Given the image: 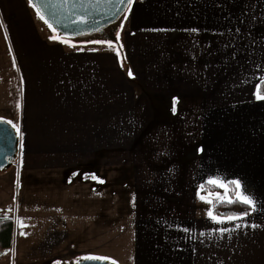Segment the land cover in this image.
Instances as JSON below:
<instances>
[{
  "label": "crops",
  "instance_id": "0c3cea01",
  "mask_svg": "<svg viewBox=\"0 0 264 264\" xmlns=\"http://www.w3.org/2000/svg\"><path fill=\"white\" fill-rule=\"evenodd\" d=\"M114 31L58 37L0 0V119L54 210L28 248L13 223L0 264H264V0H132ZM209 178L226 186L200 192ZM234 180L256 210L217 223L205 201Z\"/></svg>",
  "mask_w": 264,
  "mask_h": 264
},
{
  "label": "water",
  "instance_id": "95a60500",
  "mask_svg": "<svg viewBox=\"0 0 264 264\" xmlns=\"http://www.w3.org/2000/svg\"><path fill=\"white\" fill-rule=\"evenodd\" d=\"M34 3L48 21L45 24H51V29L58 37L84 40H112L113 35L106 32V29L115 25L130 5L129 0H34ZM18 148L19 136L16 129L9 124L0 123V170L8 167L16 158ZM68 264L116 263L105 259L81 258Z\"/></svg>",
  "mask_w": 264,
  "mask_h": 264
},
{
  "label": "rangeland",
  "instance_id": "374dc122",
  "mask_svg": "<svg viewBox=\"0 0 264 264\" xmlns=\"http://www.w3.org/2000/svg\"><path fill=\"white\" fill-rule=\"evenodd\" d=\"M106 32L114 35V25H110L106 29ZM82 39L83 38H79V40ZM2 41L3 36L0 33V44ZM27 177L28 175L26 172L20 167V160L18 157H16L8 167L0 170V216H7L13 220L15 226L13 234L15 236L18 235V242H16L14 245L17 246V248L23 246H26L27 248L31 247V245L28 243V240H33V237L37 238L41 236L42 231L45 229V225H42L39 221L35 222L38 216L48 215L50 212H54L52 208L46 206L45 204L33 206L34 203L30 201L32 194L36 195V191L35 193L34 191L32 192L35 187H41L42 190L39 189L37 194L41 193L42 200L44 201H46V193L50 191H44L46 182H44V178L40 177L35 179L37 185L31 189L30 179ZM49 197L61 205L67 201V194L63 192L61 188H59V190L56 189L55 192H52V195ZM228 199L229 194L227 190L222 188L214 191L211 194V199L206 201H210L209 203H217L219 201ZM21 222L23 226H21ZM68 245L76 249L75 243L73 241H68ZM32 247H35V245H32ZM9 250H12V247L9 248ZM94 255L95 256L93 257H103L105 260L110 261L108 257L104 256L103 254ZM10 264L13 263L11 262Z\"/></svg>",
  "mask_w": 264,
  "mask_h": 264
},
{
  "label": "trees",
  "instance_id": "16d2710c",
  "mask_svg": "<svg viewBox=\"0 0 264 264\" xmlns=\"http://www.w3.org/2000/svg\"><path fill=\"white\" fill-rule=\"evenodd\" d=\"M113 38L114 35H113ZM257 93L260 95H264V78L259 81L257 85ZM203 185V190H201V186ZM200 185V192L204 193L205 191H211L216 188L213 184H202ZM228 200H222L215 203L211 211L215 216H231V215H242L243 213L247 212L248 214L252 213V210L248 208L246 205L241 204L239 202L231 203L230 200H235L236 198V191L235 186L228 184ZM247 214V215H248ZM3 217L7 216H0V253L4 249L8 248L11 245L12 241V229H13V220L10 217L4 219Z\"/></svg>",
  "mask_w": 264,
  "mask_h": 264
},
{
  "label": "snow or ice",
  "instance_id": "6c2138e0",
  "mask_svg": "<svg viewBox=\"0 0 264 264\" xmlns=\"http://www.w3.org/2000/svg\"><path fill=\"white\" fill-rule=\"evenodd\" d=\"M129 4H131V0H129ZM29 5L32 6V7H34L36 9L37 16L41 20H44V22L46 24H48V21L41 14L40 8L36 6V4L34 3V0H29ZM48 26L50 28L52 27L51 24H49ZM193 31H195V29H193ZM50 38L51 39H56V37H50ZM117 38H119V34H117ZM94 43H105V41H94ZM107 43L111 47V41H107ZM129 75L130 76L132 75L131 71H129ZM257 99H264V95H260L259 93H257ZM174 103H175V101H174ZM173 111H175V108H173ZM0 123L9 124L13 128L16 129L17 134L20 133V130L17 127V125L13 124L12 121L0 119ZM208 183L213 184V185H216V186H219V187H225L226 186L222 181H220L219 179H216V178H209ZM228 183L231 184V185H234L235 186V189L237 190V195H236L235 200H230L229 202H231V203L239 202L241 204L246 205L252 211H255L256 210V201L250 195H246L243 192H240L239 191V189L241 187L240 181L234 180V181H229ZM201 190H203V185L201 186ZM197 195L199 196L200 199L205 200V197L204 196H201L199 192L197 193ZM206 202H210V201H206ZM247 214L248 213L245 212L242 215H247ZM208 215H209L210 218H212L213 220H215L217 223L223 222V219L224 218L217 217V216L213 215V213H212L211 210L208 212ZM3 218L6 219L7 217H3ZM240 218H242V216H238V215H235V214L226 217V219H229V220H236V219H240ZM21 226H23L22 222H21ZM221 231H227V229H224V230H221ZM84 259H96V260H99V259H105V258H103V257H92V256H90V257H84Z\"/></svg>",
  "mask_w": 264,
  "mask_h": 264
}]
</instances>
